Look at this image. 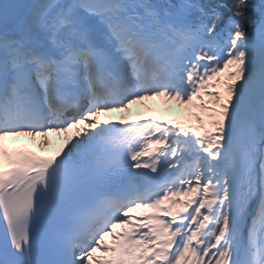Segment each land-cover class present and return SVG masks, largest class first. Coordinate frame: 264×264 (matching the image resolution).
Listing matches in <instances>:
<instances>
[{
	"label": "snow or ice",
	"instance_id": "1",
	"mask_svg": "<svg viewBox=\"0 0 264 264\" xmlns=\"http://www.w3.org/2000/svg\"><path fill=\"white\" fill-rule=\"evenodd\" d=\"M0 264H264V0H0Z\"/></svg>",
	"mask_w": 264,
	"mask_h": 264
},
{
	"label": "bare ground",
	"instance_id": "2",
	"mask_svg": "<svg viewBox=\"0 0 264 264\" xmlns=\"http://www.w3.org/2000/svg\"><path fill=\"white\" fill-rule=\"evenodd\" d=\"M139 104V103H138ZM175 108L174 109V114H177V117H174L173 114L167 116L165 115V113H161V109L159 108V114L158 112H156L154 115L158 118V119H173V120H177L179 122L182 123H189L190 119L187 116V114L189 113V109H186L184 107H181L175 103L172 104ZM137 108V104L135 106H132L131 111L133 112V110H135ZM125 115V114H123ZM75 131V130H74ZM27 140H29L32 144H34L36 147L38 146V148H40L42 151H51V153H53L54 155H56L59 151V149L63 146L62 144V140H64L63 136H55V135H51L48 137L49 141L51 142L48 146H45V144L43 143V139L42 138H31V137H26Z\"/></svg>",
	"mask_w": 264,
	"mask_h": 264
},
{
	"label": "rangeland",
	"instance_id": "3",
	"mask_svg": "<svg viewBox=\"0 0 264 264\" xmlns=\"http://www.w3.org/2000/svg\"><path fill=\"white\" fill-rule=\"evenodd\" d=\"M151 104H153V101H151ZM164 107L162 108V111H163V113H167V115H171V114H174V109L173 108H175V107H173V105L171 104V102H170V104H168V105H163ZM180 106V105H179ZM182 107V106H181ZM148 112H150V111H148ZM130 114V113H129ZM176 115V114H175ZM187 116L189 117V119H190V122H192V113L189 111V113L187 114Z\"/></svg>",
	"mask_w": 264,
	"mask_h": 264
}]
</instances>
